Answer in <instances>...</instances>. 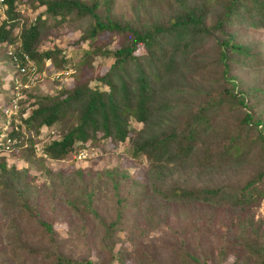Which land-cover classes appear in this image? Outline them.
Returning a JSON list of instances; mask_svg holds the SVG:
<instances>
[{
  "label": "trees",
  "instance_id": "obj_1",
  "mask_svg": "<svg viewBox=\"0 0 264 264\" xmlns=\"http://www.w3.org/2000/svg\"><path fill=\"white\" fill-rule=\"evenodd\" d=\"M113 4L4 2L0 44L15 48L23 64L26 55L35 78L46 61L51 74L73 62L74 86L60 84L39 94L21 85L14 92L13 81L4 87L13 63L7 54L0 62V121L19 92L18 111L10 119L17 146L26 141L34 148L41 139L48 157L63 159L77 143L109 140L123 143L130 156L146 158L147 193L136 200L135 220H145L153 234L147 230L144 241L131 239V249L114 253L116 232L128 222L117 199L119 207L106 219L112 235L99 245L112 257L100 262L78 255L67 238L57 237L54 221L43 217L32 192L48 188L55 195L53 190L64 188V201L68 192L91 200L76 181L99 190H115L120 181L108 171L85 178L80 168L69 187L58 171L50 172L42 187L34 186V176L7 163L9 152H0V212L6 216L0 222V264H264V218L256 217L264 205V88L245 86L242 76L259 69L264 77V33L245 36L247 27L264 31V0H133L129 19L113 13ZM22 8L37 13L28 20ZM68 18L87 19L72 46H90L98 36L107 43L85 49L77 61L66 57L70 48L41 50L40 35ZM49 19L54 23L47 25ZM96 55L114 61L90 87L82 75L93 78L87 65ZM132 122L141 125L137 129ZM75 212L84 218V212Z\"/></svg>",
  "mask_w": 264,
  "mask_h": 264
},
{
  "label": "rangeland",
  "instance_id": "obj_2",
  "mask_svg": "<svg viewBox=\"0 0 264 264\" xmlns=\"http://www.w3.org/2000/svg\"><path fill=\"white\" fill-rule=\"evenodd\" d=\"M133 0H114L112 6L113 13L121 14L124 18H131ZM24 18L30 20L35 16L37 11L29 12L25 8L21 9ZM54 21L49 19L47 25L53 24ZM87 24V19L71 20L65 19L62 24L57 27H52L46 30L40 35L39 48L45 50L47 48L54 49L55 47L69 49L66 57H71L72 61H77L85 49L96 47L99 44L107 43L105 40H100L99 36L97 40L92 42L90 46L87 43L83 46L76 47L72 46L73 41H76L81 33L82 27L84 28ZM233 28V27H232ZM16 33L18 28L14 29ZM251 32L256 33V38H261L264 31L261 28H250L247 27L245 36L250 37ZM15 35V34H14ZM11 45L0 44V62L3 63L8 54V47ZM110 46V45H109ZM72 50V51H71ZM142 52V48L138 50ZM71 55V56H70ZM113 58L103 57L96 55L93 58L92 64L87 65L88 73L93 75V78L87 77V74L82 75V79L86 85L95 87L99 84V81L95 78L102 72L103 67H107L113 63ZM10 64L11 75L17 73L16 66L13 63ZM52 63L46 61L44 69L41 70L39 78L36 81H30L28 83L31 91L39 94H46L53 92L56 88L62 85L65 87H73V74L72 65L71 67L63 71H58L56 74L49 73ZM3 64H0V68ZM239 71V70H238ZM261 70L256 69L254 74L245 70L242 74L245 81L243 84L249 87H263L264 88V77L262 76ZM64 74V75H62ZM10 75V77H11ZM55 76V77H54ZM15 77V76H14ZM13 77V78H14ZM9 79L6 86H9ZM55 79L58 80L56 83ZM32 82V84H31ZM26 86V87H28ZM103 89H107L103 86ZM3 102V98L0 95V104ZM32 107V106H30ZM264 112V106L260 107ZM135 128H139L141 124L132 122L131 124ZM59 125L55 126L58 130ZM59 131V130H58ZM60 134L62 131H59ZM133 135V130L129 132V136ZM26 142V141H24ZM21 142L15 149L7 153L6 161L9 164H15L18 170L27 169L28 173L34 176V186L42 187L45 179L49 176L50 172L61 175V180L65 187H69L72 180H77L75 174L78 173V169H83L78 174H83L85 178L91 176H97L102 171H108L110 173V179L120 181L117 189H113L111 186L102 187L103 189L94 185L91 182L83 181L79 183V191L85 192L92 196L91 200L79 199L75 193L68 192V200L64 201L61 199V194L64 192V188H56L53 190L55 195L51 194L50 189L44 188L45 193L42 189H36L32 192L36 205L39 207V211L45 219H49L53 222L54 229L58 232V238H67L66 244L74 250L78 255L88 254L93 260H100V262L107 261L108 258L112 257V254L107 251L106 253L99 250V245L108 236L112 235L106 219L109 214L113 213L119 207L117 199L123 201V205L127 210L126 218L127 224L124 223V227L118 229L116 232L117 239L113 245V252H118L120 247H127L131 249V239L137 240L146 239L147 234L145 231L149 230V237L153 234L151 228L145 223V220H135L137 218L136 209L134 206L137 199H142L144 194L147 193V189L143 184L148 183V169L149 164L143 156L135 157L130 156L126 146L123 143L111 144L109 140H104L97 144L92 139H88L85 144L79 145L77 143L76 150L70 155L63 159H52L48 157L47 153L43 150L44 140H39L38 148L31 147L28 142ZM18 144V140L16 139ZM110 182V181H108ZM111 183V182H110ZM62 187V186H61ZM71 191V190H68ZM118 193V194H117ZM135 196L132 197V195ZM132 197V198H131ZM71 202V203H70ZM84 212V218L76 214L75 209ZM138 209V208H137ZM264 218V205L261 204L256 210V217ZM6 216L0 212V222L6 221ZM126 220V221H127ZM122 239V240H121ZM34 241V240H33ZM125 244V245H124ZM130 262V259H127ZM13 263V262H12ZM11 261L7 264H12Z\"/></svg>",
  "mask_w": 264,
  "mask_h": 264
},
{
  "label": "clouds",
  "instance_id": "obj_3",
  "mask_svg": "<svg viewBox=\"0 0 264 264\" xmlns=\"http://www.w3.org/2000/svg\"><path fill=\"white\" fill-rule=\"evenodd\" d=\"M9 48H12V50H9L8 51V54H10L9 52H11V54L17 55V52L15 51V48L9 46L7 49H9ZM14 51H15V53H13ZM13 64L16 66L17 73L15 75H11V71H10V74L8 75V78H11V79H9V81L11 80V81L14 82V92H15V90H17L19 87H21V85L23 87L28 86V83L30 84V82H29L30 79L27 77V75L22 74L19 71V68L17 67V65H16V63L14 61H13ZM22 65H24V64L22 63ZM10 75H11V77H10ZM38 78L37 77L34 78V81H36ZM23 80H25V82H23ZM7 81H8V79H7ZM9 84H11V83H9ZM31 84H32V82H31ZM15 86H17V88H15ZM17 95L20 96V98H18V100L22 98L21 93L16 92V97H17ZM12 101H11V103L8 106H6V107L3 108V112H4L5 119L3 121H0V141H2L3 144H9L10 149L8 151H6V150H4V148H2L0 150V152H11V150H13V149H15L17 147L16 139H14L13 137H11V135H10V132L12 130V125L10 123V119L12 118L13 115H16L17 113H11L10 115H7L6 112H5L6 109H9L11 107ZM5 126H6V128H5ZM13 128L15 130H18V126L17 125H13ZM51 129H54V128H51ZM46 130H48V129H46ZM47 132L48 131H46L45 133H47ZM54 134H55V131L54 130H51V135L54 136ZM24 143H26V142H24ZM35 147L38 148V146H35Z\"/></svg>",
  "mask_w": 264,
  "mask_h": 264
},
{
  "label": "built area",
  "instance_id": "obj_4",
  "mask_svg": "<svg viewBox=\"0 0 264 264\" xmlns=\"http://www.w3.org/2000/svg\"><path fill=\"white\" fill-rule=\"evenodd\" d=\"M6 0H0V19L4 18V9H5V5L4 2ZM11 54V52H9ZM13 61L16 63L17 67L19 68V71L22 74L27 75V77L30 79V81H33L35 76V66L31 63V61L27 58L26 55H23L22 57V61L24 59L27 60V63L22 65L23 62L20 61V59L18 58L17 55L15 54H11ZM15 88H17V86H15ZM18 98H20L19 95H17V97H15L12 101V105L9 109H6L5 112L7 115H10L11 113H16L18 111ZM6 128V126H5ZM4 128V129H5ZM4 148V150L8 151L10 149L9 144H3L2 141H0V150Z\"/></svg>",
  "mask_w": 264,
  "mask_h": 264
}]
</instances>
